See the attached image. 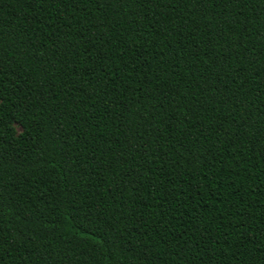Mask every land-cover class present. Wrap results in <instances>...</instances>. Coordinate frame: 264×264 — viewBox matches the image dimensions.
<instances>
[{"label":"trees","instance_id":"trees-1","mask_svg":"<svg viewBox=\"0 0 264 264\" xmlns=\"http://www.w3.org/2000/svg\"><path fill=\"white\" fill-rule=\"evenodd\" d=\"M0 264H264V0H0Z\"/></svg>","mask_w":264,"mask_h":264}]
</instances>
